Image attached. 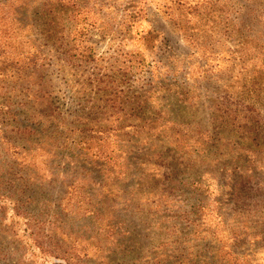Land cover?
<instances>
[{
    "label": "rangeland",
    "instance_id": "1",
    "mask_svg": "<svg viewBox=\"0 0 264 264\" xmlns=\"http://www.w3.org/2000/svg\"><path fill=\"white\" fill-rule=\"evenodd\" d=\"M229 263L264 264V0H0V264Z\"/></svg>",
    "mask_w": 264,
    "mask_h": 264
},
{
    "label": "trees",
    "instance_id": "2",
    "mask_svg": "<svg viewBox=\"0 0 264 264\" xmlns=\"http://www.w3.org/2000/svg\"><path fill=\"white\" fill-rule=\"evenodd\" d=\"M91 216H94L95 218H97L98 216H100V212L96 209H94V214L91 215ZM101 217V216H100ZM99 237H102V236H99ZM100 243L102 244V242L100 241ZM225 261V260H224ZM230 264V263H229Z\"/></svg>",
    "mask_w": 264,
    "mask_h": 264
}]
</instances>
